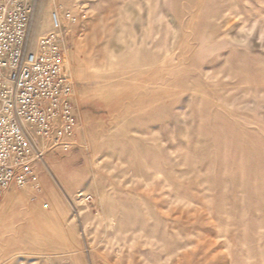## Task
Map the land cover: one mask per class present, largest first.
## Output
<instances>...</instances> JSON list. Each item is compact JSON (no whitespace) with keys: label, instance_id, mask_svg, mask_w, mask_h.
<instances>
[{"label":"rangeland","instance_id":"obj_1","mask_svg":"<svg viewBox=\"0 0 264 264\" xmlns=\"http://www.w3.org/2000/svg\"><path fill=\"white\" fill-rule=\"evenodd\" d=\"M52 12L78 125L0 264H264V0H38L32 41Z\"/></svg>","mask_w":264,"mask_h":264},{"label":"built area","instance_id":"obj_2","mask_svg":"<svg viewBox=\"0 0 264 264\" xmlns=\"http://www.w3.org/2000/svg\"><path fill=\"white\" fill-rule=\"evenodd\" d=\"M38 0H0V199L10 187L39 186L35 163L67 151L78 125L73 82L64 71L62 16L31 40ZM64 18L75 22L66 13Z\"/></svg>","mask_w":264,"mask_h":264}]
</instances>
